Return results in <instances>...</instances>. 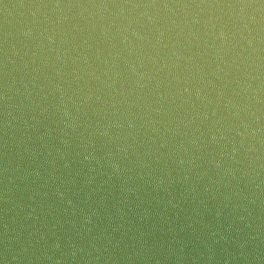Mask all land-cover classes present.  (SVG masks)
<instances>
[{
  "label": "water",
  "instance_id": "obj_1",
  "mask_svg": "<svg viewBox=\"0 0 264 264\" xmlns=\"http://www.w3.org/2000/svg\"><path fill=\"white\" fill-rule=\"evenodd\" d=\"M0 264H264V0H0Z\"/></svg>",
  "mask_w": 264,
  "mask_h": 264
}]
</instances>
